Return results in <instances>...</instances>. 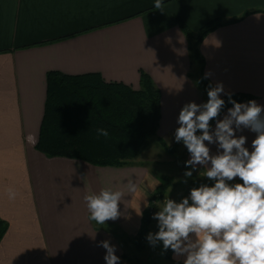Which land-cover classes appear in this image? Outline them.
I'll use <instances>...</instances> for the list:
<instances>
[{
	"label": "crops",
	"instance_id": "1",
	"mask_svg": "<svg viewBox=\"0 0 264 264\" xmlns=\"http://www.w3.org/2000/svg\"><path fill=\"white\" fill-rule=\"evenodd\" d=\"M154 4L0 0V218L8 225L0 240V264H106L102 241L115 247L118 264H128L116 237L137 233L157 187L145 165L95 166L35 149L48 71L98 73L106 82L134 89L144 71L160 90L157 135L166 141L179 127L184 105L206 103L197 75H190L188 42L177 18L194 33L220 19L223 24L199 44L205 78L213 87L223 85L220 98L246 95L250 98L241 103L255 100L264 106V0H162V10ZM232 107L210 122L211 132ZM235 134L247 138L251 151L257 134L247 128ZM205 143L210 154L221 151ZM129 180L135 192L128 191ZM102 189L124 193L120 216L105 222L107 230L95 228L84 199ZM184 259L172 251L168 260L183 264Z\"/></svg>",
	"mask_w": 264,
	"mask_h": 264
},
{
	"label": "clouds",
	"instance_id": "2",
	"mask_svg": "<svg viewBox=\"0 0 264 264\" xmlns=\"http://www.w3.org/2000/svg\"><path fill=\"white\" fill-rule=\"evenodd\" d=\"M154 7L162 10V0H155ZM223 91V85L217 84L209 87L206 103L184 105L175 131V141L190 153L186 166L192 170L204 166L203 176L214 185L191 189L190 196L179 203L166 198L153 215L159 230L149 233L147 240L153 246L162 241L164 250L171 249L174 257H185L183 264H264V106L229 97L233 107L223 120H217L213 133L210 121L225 105L220 98ZM242 128L257 134L251 151L245 147V136L236 137ZM198 130L202 134L197 135ZM97 135L108 137L109 132L98 128ZM206 141L221 151L210 154ZM185 176L191 177L192 171ZM237 178L242 183H230ZM127 189L135 192L136 184L129 180ZM9 195L14 198L15 192L9 190ZM123 197L122 191L111 189L86 195L89 219L102 225L117 219ZM100 246L106 249V264H118L115 247L108 241Z\"/></svg>",
	"mask_w": 264,
	"mask_h": 264
},
{
	"label": "trees",
	"instance_id": "3",
	"mask_svg": "<svg viewBox=\"0 0 264 264\" xmlns=\"http://www.w3.org/2000/svg\"><path fill=\"white\" fill-rule=\"evenodd\" d=\"M177 24L188 42L190 75L194 72L197 75V85L207 101L208 89L213 85L203 74L204 59L199 44L223 23L220 19L211 20L197 33L192 32L180 18H177ZM229 97L238 103L250 98L239 94L222 97L225 100L222 110L232 106ZM160 98V90L142 70L137 89L122 82H106L98 73L68 75L48 71L44 111L34 147L48 157L78 159L95 166L144 165L133 160L148 146L150 138L156 139L161 147L169 148L157 135L161 117ZM98 128L107 129L109 136H98ZM199 172L204 174L203 170ZM214 183L204 176L195 179L193 188L213 186ZM166 184L167 177L163 176L149 198L137 235L131 238L138 248L144 246L143 236L152 221L155 202L161 200ZM92 222L97 230L109 228L106 224ZM7 226V222L0 218V240ZM171 252V249L167 250V259L171 258ZM121 256L123 259L126 257L124 253Z\"/></svg>",
	"mask_w": 264,
	"mask_h": 264
},
{
	"label": "rangeland",
	"instance_id": "4",
	"mask_svg": "<svg viewBox=\"0 0 264 264\" xmlns=\"http://www.w3.org/2000/svg\"><path fill=\"white\" fill-rule=\"evenodd\" d=\"M207 102V101H206ZM211 122V121H210ZM202 134L198 130L197 135ZM169 148L161 147L156 139L150 138L148 146L133 160L136 164H144L152 176L155 183L160 184L163 176L167 177V184L161 200L155 202V208L152 212V223L149 224L148 230L144 237V246L138 248L137 245L127 235L116 237L122 252L125 254V262L128 264H172L166 258L167 250H164L162 241H158L155 246L151 245L147 240L149 233H156L158 229V221L153 219V215L160 209L158 206L166 199H172L179 203L183 198L190 196L189 189L194 186L195 179H202L204 176L199 169L192 170L186 166V146L182 142L175 141V134L165 141ZM192 171L191 177H186L185 172ZM184 195H186L184 197ZM157 204V205H156ZM139 231V230H138ZM138 231H136L138 233ZM135 232V233H136ZM137 233L134 235L136 236ZM127 259L131 260L129 263Z\"/></svg>",
	"mask_w": 264,
	"mask_h": 264
},
{
	"label": "built area",
	"instance_id": "5",
	"mask_svg": "<svg viewBox=\"0 0 264 264\" xmlns=\"http://www.w3.org/2000/svg\"><path fill=\"white\" fill-rule=\"evenodd\" d=\"M181 201H182V200H181ZM181 201H180V202H181Z\"/></svg>",
	"mask_w": 264,
	"mask_h": 264
}]
</instances>
